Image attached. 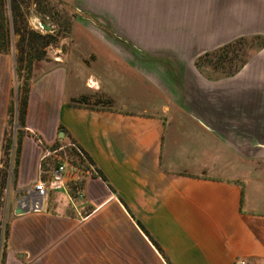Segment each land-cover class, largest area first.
Here are the masks:
<instances>
[{
	"label": "crops",
	"instance_id": "1",
	"mask_svg": "<svg viewBox=\"0 0 264 264\" xmlns=\"http://www.w3.org/2000/svg\"><path fill=\"white\" fill-rule=\"evenodd\" d=\"M74 6L72 44L30 87L25 130L47 149L33 137L22 141L6 197L5 264H264V171L256 169L264 159L255 158L264 143V76L246 66L208 81L195 67L210 38L263 34L264 0ZM165 37L186 46L136 40ZM13 86V56L0 54V170ZM99 97L107 103L94 105ZM75 146L110 187L86 174L82 198L72 182L44 199L30 193L57 154ZM25 198L37 209L15 216Z\"/></svg>",
	"mask_w": 264,
	"mask_h": 264
},
{
	"label": "trees",
	"instance_id": "2",
	"mask_svg": "<svg viewBox=\"0 0 264 264\" xmlns=\"http://www.w3.org/2000/svg\"><path fill=\"white\" fill-rule=\"evenodd\" d=\"M2 9L0 17L3 19ZM13 24L5 18L2 25V33L0 34V54L10 55L11 38L13 35H19V41L16 44L17 55H13V73L14 86L10 92V102L7 110L6 126L1 151V170H0V264H5V259L8 251L9 237V220L4 219L5 203L2 199L5 198L4 193L15 186L22 141L25 137H33L40 142L39 138L30 134L25 130V118L28 106V96L30 87L33 82L32 71L33 65L37 61L45 58V50L56 44L57 36L54 34L39 35L37 33L23 29H12ZM69 30V29H68ZM248 46L247 50H242L243 46ZM264 48V38L255 36L251 38H238L218 49L204 53L195 62V67L202 72L203 69L209 67L213 72L221 71L220 78H230L237 75L250 59V53H258ZM226 57H222L225 56ZM230 55V56H228ZM232 55V56H231ZM225 63L224 66H219L220 63ZM84 103L83 99L73 101L72 104L79 106ZM42 147L47 149L41 142ZM71 148L75 153L82 171H92L93 177H99L104 183L107 181L103 175L93 168V163L88 156L77 146ZM82 182L73 184L72 189L81 188ZM108 185V184H107ZM109 186V185H108ZM110 187V186H109ZM111 189V188H110ZM139 229L146 235L153 246L162 254L156 242L149 236L143 226L136 221ZM170 264L168 261H166Z\"/></svg>",
	"mask_w": 264,
	"mask_h": 264
},
{
	"label": "rangeland",
	"instance_id": "3",
	"mask_svg": "<svg viewBox=\"0 0 264 264\" xmlns=\"http://www.w3.org/2000/svg\"><path fill=\"white\" fill-rule=\"evenodd\" d=\"M2 9V14H3V19L0 17V34L2 33V25L1 23L3 20L8 19L11 23L16 22V25L13 24V28L21 29V32L23 31L24 28L27 29V31H31L34 33H37L39 35H47V34H54L57 36V42L55 45L48 47L45 50L46 56L43 60L37 61L33 65V71H32V78H36L38 75H40L42 72H44L48 68L55 67L57 62L60 60V57L62 53L64 52V48H67L72 44L71 41V33H72V28L76 23V18L79 17L78 12L75 10L74 6V0H0V12ZM1 15V14H0ZM40 23L49 26L52 28V30L46 31L43 30L40 27ZM98 26L102 27L101 29L104 30V23L98 24ZM148 25V24H145ZM184 24H182L183 26ZM119 26V25H118ZM120 27V26H119ZM130 27V26H129ZM68 29H70V34L68 35ZM116 29V28H115ZM133 31L135 29H132ZM129 29L128 31H132ZM117 32L112 31V35L117 36L120 34L119 30H116ZM135 33V32H133ZM255 36H260L264 38V33L263 34H258L254 35ZM20 36L19 35H13L11 38V47H10V55L11 56H16L17 55V49H16V44L19 41ZM239 38H251V37H239ZM235 39H230V38H210V46L212 48L210 50H207L203 52L202 54L198 55L195 58V62L197 59L202 56L206 52L213 51L215 49H218L234 40ZM138 41H141L145 44H150L152 45L153 43L155 44H160L162 48H173L175 47H184L186 46V40L185 39H171L168 37L165 38H160V39H154V38H148V39H136ZM118 41H122L125 44H128L130 47H134V44H132L131 40H125V39H119ZM94 42V41H93ZM99 42V40H98ZM101 42V41H100ZM95 45V43H93ZM248 46H243L242 50H247ZM250 59L248 60L247 64L243 67V69L246 67L245 73H248L249 71L252 73L253 71L256 73H260L261 75L264 76V48L258 52L250 53ZM230 56V55H228ZM232 56V55H231ZM223 58L226 57L222 56ZM225 63L221 62L219 66H224ZM166 70L162 71V75L167 77L168 76V70H167V65H164ZM200 76L204 79H207L208 81H216V80H221V79H227V78H220V72H213L209 69V67H206L203 69L202 72L198 71ZM236 76V75H235ZM234 77V76H233ZM231 78V77H230ZM258 101L263 103L262 109L264 110V96L261 98H258ZM106 104L107 102L104 100L103 97H99L98 101L94 102V105L97 104ZM259 139V136H258ZM258 147L256 149V154L255 158L258 160L264 159V151L262 148H259L260 145H263L264 143L262 142L263 140H258ZM244 153L252 156V150L249 149L248 146L245 147ZM58 159H54L52 161V165L55 166L58 162L62 163H67L68 165L72 167H77L81 169L79 166H77L78 161L75 157V153L73 150H71L70 147L66 148L65 150L60 151L58 154ZM258 171H264V166H257L256 168ZM82 170V169H81ZM8 192H5V198L2 199L5 203L6 206V197H7ZM1 202V201H0ZM5 213V210H4ZM4 219H6V213L5 216L3 214Z\"/></svg>",
	"mask_w": 264,
	"mask_h": 264
},
{
	"label": "built area",
	"instance_id": "4",
	"mask_svg": "<svg viewBox=\"0 0 264 264\" xmlns=\"http://www.w3.org/2000/svg\"><path fill=\"white\" fill-rule=\"evenodd\" d=\"M86 174L92 175V171H82L77 167H72L70 170L65 163H57L49 172L48 179L37 182L29 192L34 193L38 199H44L50 191L60 190L68 182L81 183L82 176ZM76 196L77 198H82L80 188L76 189ZM35 208H37V205H35Z\"/></svg>",
	"mask_w": 264,
	"mask_h": 264
},
{
	"label": "water",
	"instance_id": "5",
	"mask_svg": "<svg viewBox=\"0 0 264 264\" xmlns=\"http://www.w3.org/2000/svg\"><path fill=\"white\" fill-rule=\"evenodd\" d=\"M40 27L43 30H46V31L52 30L51 27L46 26V25H44L42 23H40ZM60 136H63L62 132L60 133ZM29 198H25V199L20 200V203L18 204V206L16 207V209L14 211V215L15 216L24 215V214H26L28 212H31V211H34V210L37 209V208H35V206H34V204L32 202L29 203ZM4 216H5V213H4Z\"/></svg>",
	"mask_w": 264,
	"mask_h": 264
}]
</instances>
